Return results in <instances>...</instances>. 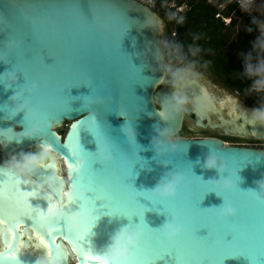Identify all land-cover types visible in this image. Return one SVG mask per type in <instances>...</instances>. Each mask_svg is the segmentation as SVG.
Instances as JSON below:
<instances>
[{"label": "water", "instance_id": "95a60500", "mask_svg": "<svg viewBox=\"0 0 264 264\" xmlns=\"http://www.w3.org/2000/svg\"><path fill=\"white\" fill-rule=\"evenodd\" d=\"M31 3L43 6L40 9L43 14L41 19L46 28L55 30V34L46 36L45 41L39 40L34 45L29 38L26 45H33V54L41 55L45 65H53L55 59L56 65L51 70L39 65L25 66L29 79L25 72L16 68L22 45L15 52L8 51L5 45L14 40L9 35V27L15 19L22 18L26 23L31 22V16L23 7ZM79 3L87 17V26L79 22H68L70 10L66 6ZM115 6H119L120 14L127 24L119 36L115 25H108ZM163 28L162 19L157 13L138 0H0V133H4L0 135V152L4 156L13 155L17 158L43 153L44 164L52 165V170L38 168L32 176L16 175L31 182L38 192L44 193L29 198V203L34 208L39 207L41 212L47 211L51 197L55 208L65 207V211H79V201L69 205L68 194L74 191L71 183L72 166L65 153L51 142V136H56V143L62 147L72 141L75 131L83 150L96 155L97 138L90 131L95 128V122L100 125L102 133L112 146L114 159L107 163L109 171L115 173L126 167L130 168L125 183H130L136 193H145L154 188L166 173L185 172L190 167L193 176L204 182L218 179L215 170L209 171L203 166L210 153L226 162V177L239 178L238 181L234 180L240 191H258V182L264 180V150L226 145L224 141L215 138L178 137L187 122L194 129L218 130L229 137L264 141V125L249 122L251 113L244 109H254L246 107L242 102L240 103L244 109H237L232 115L227 114L228 109L223 112L210 84L192 70H180L182 72L177 79L189 81L181 89H176L171 82H167L168 65L162 42ZM31 55V52H27L24 60H30ZM9 73L16 77L11 88L5 87L9 82ZM33 82L38 84L39 91L35 95H28L27 90ZM202 92H206L210 98V106L206 109L196 110L189 104L171 120L160 116L166 99L183 94L191 101ZM17 95L20 96L19 103L28 101L32 109V101H43L59 113L49 114L51 118L48 120L40 117L47 122L45 131H42L44 125L40 122L39 130L33 135L17 139L12 135L13 132L31 131L37 123L35 120H26L24 112L12 115L16 106L12 97ZM97 100L100 102L90 103ZM65 123H69L68 131L62 136L56 128ZM127 129H131L134 135L129 136ZM163 129L172 130V139L178 144L179 150H170L167 155L159 156L153 148V140ZM45 144L48 146L44 147ZM46 148L51 151L45 152ZM242 156L248 157V160H239ZM60 161L65 168V176L59 173ZM238 162L241 163L240 166ZM234 166L238 167L233 169ZM4 167L6 166L0 164V168ZM101 168L100 163L93 164V170ZM52 172L56 178L49 180L46 187L41 177L50 176ZM32 185L22 184L21 190L31 191ZM189 188L188 183L185 190L181 189L168 202L169 206L179 208L190 204L195 209L199 197L188 191ZM57 189L59 194L54 195ZM79 191L85 193L81 214L67 223L63 215L58 220L59 230L51 237L48 236L46 225L38 224L34 227L27 219L13 227L7 211L0 210V220H3L0 225V264H97L95 259L83 258L85 250L80 244L73 243L75 235L70 238L69 226L75 233L81 230L79 226L91 221V234L86 237L83 247L87 250L90 246L94 254L102 255L110 237L119 227L140 222L136 216L130 222L126 217L102 214L99 219L94 220V213L87 201V196L92 198V194L87 193V184L80 186ZM6 196V192L0 196V204L5 202ZM226 199L237 209L239 218L238 197L228 194ZM137 201L148 209L144 212V222L149 228L160 229L171 219L170 215L165 214L164 204L157 203L153 206L152 200L145 199L143 195L138 196ZM101 203L96 201L98 210ZM222 203V196L210 192L200 201L199 207L218 208ZM254 210L259 222L264 216V203L254 202ZM232 219L234 218H229ZM215 224L222 227L225 221L217 218ZM9 232L15 233L14 239H5ZM197 235L203 238L208 237L209 233L207 229H201ZM36 236H40L44 244L36 240ZM226 240L230 242L232 236H227ZM148 243H151L150 239ZM143 264L176 262L172 256L166 255L157 261L145 260ZM222 264H264V257H256L252 261L245 256L226 257Z\"/></svg>", "mask_w": 264, "mask_h": 264}, {"label": "snow or ice", "instance_id": "6c2138e0", "mask_svg": "<svg viewBox=\"0 0 264 264\" xmlns=\"http://www.w3.org/2000/svg\"><path fill=\"white\" fill-rule=\"evenodd\" d=\"M25 12L31 16V22L26 23L22 18L15 19L9 27V35L22 45L20 56L18 58L16 68L17 70L25 72L27 78L30 79L28 72L25 70L27 65H39L40 67L51 70L56 65H45L41 58V55L33 54V45L39 40H44L48 35H54L55 30L52 28H46L44 21L41 19L43 15L40 9L43 7L38 4H28L23 6ZM70 11L68 12L69 23L79 22L88 25L86 15L82 11L79 4L66 6ZM91 6L89 7L90 10ZM116 27L117 34L119 36L126 27L127 24L124 17L120 14L119 6H115L110 17V23ZM31 38L33 45L27 46L26 41ZM27 52H31V59L24 60V56ZM55 58V57H54ZM34 109L40 114V117H46V120L51 118L49 114H57L55 109L46 105L43 101H32ZM67 110V109H66ZM45 119H40V122L44 125L42 131H45L47 122ZM79 127V126H78ZM97 138V143L101 138L109 141L101 131L100 125L95 122V128L90 130ZM77 133L73 132V139L71 142L63 145L62 147L56 143L57 137L51 136V142L60 151L65 153L68 157V163L72 166V187L73 192L68 194L70 196L69 205L79 201V211L72 212L71 209L65 211V207L62 208L63 215L65 216V223L69 220H74L81 214V210L84 207L83 197L80 195L79 187L87 184L88 193L92 194V198L87 201L94 213V220L99 219V215H108L116 217H126L130 222L133 216L139 218L138 224L129 223L130 227H136L144 232V236L141 239L139 246L135 249L133 256L130 258L134 264H143L145 260H161L166 255L172 256L176 264H222L226 257H239L245 256L250 261L256 257H264V216L257 221L254 202L258 201L251 192H244L237 189L234 193L222 194L217 189H214L211 182H204L199 177H195L192 174L191 167L185 172H182L187 178L190 188L188 191L194 192L198 195L199 199L197 206L194 209L190 204L182 205L179 208L169 206V201L157 202L151 199L146 193H136L132 189L130 183H125V180L129 177L130 168H125L123 171L110 172L107 164L98 159L96 155L85 152L79 143V139L76 138ZM48 145L45 144L44 147ZM128 158L127 156L123 155ZM241 161H247L248 157L242 156L239 158ZM100 163L102 168L99 170H93V164ZM239 163V162H238ZM81 164L83 165L81 167ZM241 163H239V166ZM238 166L232 167L233 169ZM39 169H51L52 165L42 164ZM114 177V178H113ZM55 175L52 174L47 177H41L42 183L47 187L49 180L55 179ZM238 181V177H231ZM32 185L31 182L22 179L16 175L0 174V196L7 193L6 200L3 204H0V210H6L11 217L13 227L20 224L25 219L30 220L35 227L39 225L47 226L48 236L51 237L54 232L58 231L57 227L59 221L52 218L49 213L55 208L51 203V197L48 200L47 211H39V207H33L29 203V198L44 194L38 192L34 185L31 191H22L21 185ZM184 189V188H182ZM185 190V189H184ZM216 192L217 195H223L226 202H230L226 199V195L231 194L237 196L239 199L240 216L234 217L232 220H224L225 224L222 227H217L215 220L217 217V209L209 208L202 209L199 207V203L203 200L207 193ZM59 194V189L54 195ZM143 195L145 199L152 200L153 206L157 203L164 204L165 214L170 215L171 219L168 221L173 224H178L182 228L181 235L176 239H167L160 229H152L144 222V212L148 209L139 204L137 197ZM96 201H101L100 210L96 208ZM231 203V202H230ZM232 204V203H231ZM233 205V204H232ZM234 207V206H233ZM106 210V211H102ZM3 224V220H0V225ZM93 223L89 221L80 227V231L73 233L71 226L68 228V234L70 238L75 235L73 240L74 244H80L85 250L83 258L85 260L95 259L97 264H102V256L96 255L92 252L91 247L86 250L83 247L86 237L91 234V228ZM201 229L208 230V237H200L197 233ZM87 233V235H85ZM231 235L232 240L229 242L226 237ZM15 238L14 232H9L5 235V239ZM151 243H148V240ZM41 244L44 241L40 236H36ZM47 247V245H45ZM7 250V249H6ZM15 258V257H13Z\"/></svg>", "mask_w": 264, "mask_h": 264}, {"label": "clouds", "instance_id": "9594fccd", "mask_svg": "<svg viewBox=\"0 0 264 264\" xmlns=\"http://www.w3.org/2000/svg\"><path fill=\"white\" fill-rule=\"evenodd\" d=\"M262 37H264V26H262ZM5 47L10 52L18 51L21 48V44L16 40H10L6 43ZM259 49L258 59L253 62V58L249 56L245 65V74L253 80L251 91L260 92L264 91V56L260 53H264V38L258 39L254 45V50ZM182 71H169L171 83L176 89H181L183 86L189 83L188 80H178V74ZM8 83L5 87L11 88L15 83L16 77L14 74L9 73L7 76ZM39 91V86L36 83H32L27 90L28 95H35ZM13 102L15 103V109L12 115H16L19 112L25 113L26 120H35L37 123L31 131H19L13 132L17 139L31 136L40 128V114L30 107L28 101L19 103L20 96H13ZM100 101H94L90 103H99ZM191 104L196 110L206 109L210 106V98L206 92H202L201 95L194 100H189L187 96L180 94L174 95L171 99H166L162 105V111L160 116L163 119L171 120L180 112H182L187 105ZM92 119H95L90 115ZM250 123H258L264 125V105L259 106L253 110L248 119ZM127 134L133 136L134 132L131 129H127ZM4 135V133H0ZM178 144L172 139V130L163 129L158 133L157 138L153 140V148L157 155H167L169 151H178ZM50 148H46L45 152H50ZM96 156L104 163H111L114 159L113 150L111 144L105 139L101 138L97 143ZM44 164V154L40 155H23L19 158L13 157L6 167L0 168V174L11 175H25L32 176L36 173V170L40 165ZM83 165L81 164V167ZM209 171L215 170L218 175V179H212L211 185L214 189H217L220 193H234L237 191V184L231 177H226L224 174L228 172V166L226 162L216 154L210 153L203 165ZM188 185V178L180 171H174L166 173L160 178L154 188L146 190L145 193L151 197L152 200L157 202L169 201L174 199L179 191ZM258 201H264V180L258 182V191L249 190ZM88 193V192H87ZM86 193V195H87ZM80 195L85 196L84 192H80ZM223 197V195H220ZM62 208H54L51 212L52 218L60 220L63 216ZM217 209V217L220 220H228L237 216V209L233 207L230 202H226L223 197V203ZM160 230L167 239H176L182 233V228L178 224L170 222L164 223ZM144 236V232L136 227H130L129 225L119 227L110 237L109 243L101 255L103 260L102 264H134L130 259L133 256L135 249L139 246L141 239Z\"/></svg>", "mask_w": 264, "mask_h": 264}, {"label": "trees", "instance_id": "16d2710c", "mask_svg": "<svg viewBox=\"0 0 264 264\" xmlns=\"http://www.w3.org/2000/svg\"><path fill=\"white\" fill-rule=\"evenodd\" d=\"M171 1L174 0H159L160 9ZM227 2L187 0L188 11L170 24L166 52L168 58L195 66L226 87L248 95L253 80L245 74V65L249 56L253 62L259 58V49L254 50V45L263 38L259 20L264 23V0L255 4L253 14H244L236 4ZM222 5L225 7L220 8ZM219 14L231 19L228 26L221 18H216ZM172 30L176 31L174 37Z\"/></svg>", "mask_w": 264, "mask_h": 264}, {"label": "rangeland", "instance_id": "374dc122", "mask_svg": "<svg viewBox=\"0 0 264 264\" xmlns=\"http://www.w3.org/2000/svg\"><path fill=\"white\" fill-rule=\"evenodd\" d=\"M256 6V5H255ZM255 6L253 7V9L255 8ZM157 15L162 19L163 22V35H162V42H163V46L166 49V45H167V41L169 38V31L168 29L171 27V22H172V17L171 15L167 14L164 10L158 9L156 11ZM175 30H172V34L171 36H173V34L175 33ZM167 65H168V69L169 71H176L177 68L179 67H185L188 68L189 70H193L199 74H202V76H204V78L206 79L207 83H209L211 85V87H213V89L216 91V93H219L221 95H225V96H230L233 99L239 100L240 102H242L246 107L252 108V109H257L259 106L264 105V94L262 92H252L251 90H249L248 95H241L240 93L236 92L235 90H232L228 87H226L222 82H220L219 80H217L216 78L209 76L205 73H203L202 71H200L199 69H197L195 66H192L188 63H185L181 60L175 59V58H167ZM167 82H171V78L170 75L168 77V79L166 80ZM251 89V88H250ZM68 125L69 123H65L61 128L58 129V132L62 134V136L65 135L67 129H68ZM226 145H249L252 148H256V149H260V150H264V142H258L257 141H252V143H244V142H238L235 140H227L225 141Z\"/></svg>", "mask_w": 264, "mask_h": 264}, {"label": "built area", "instance_id": "2783aa9c", "mask_svg": "<svg viewBox=\"0 0 264 264\" xmlns=\"http://www.w3.org/2000/svg\"><path fill=\"white\" fill-rule=\"evenodd\" d=\"M139 2L149 6L152 8L155 12L160 9L159 7V0H138ZM208 3H211L213 0H206ZM257 2V0H228V4H236L238 8L242 11L244 14H253V4ZM225 5L220 6V8H224ZM189 5L187 3V0H174L167 4V6L164 10L167 14L171 15L172 21L177 20L179 18H182V16L188 11ZM216 18H221L222 21L226 26H228L231 22V19H225L220 14L216 16ZM262 26H264V23L259 20V30L262 32ZM175 36V34H173ZM264 38V37H263Z\"/></svg>", "mask_w": 264, "mask_h": 264}, {"label": "flooded vegetation", "instance_id": "af4514ba", "mask_svg": "<svg viewBox=\"0 0 264 264\" xmlns=\"http://www.w3.org/2000/svg\"><path fill=\"white\" fill-rule=\"evenodd\" d=\"M165 53H166V57L168 58L167 56V52H166V49H165ZM169 59V58H168ZM185 67H179L176 69V71H180L181 69H183ZM186 70H189L188 68H185ZM191 71V70H190ZM193 71V70H192ZM195 72V71H194ZM197 73V72H196ZM199 74V73H198ZM202 76V74H199ZM169 77V69H168V72H167V77H166V80L168 79ZM202 78L206 81V79L204 78V76H202ZM207 82V81H206ZM211 86V85H210ZM212 90H213V93H215V97L217 99L221 98L222 97H227L225 95H221L219 93H216V91L213 89V87H211ZM253 92V91H252ZM178 137H183V138H215V139H219V140H222V141H227V140H235V141H238V142H244V143H252L253 140H247V139H242V138H237V137H229V136H226L224 135L221 131H218V130H210V129H194L189 123H185V125L183 126L181 132L178 134ZM258 142H261L263 143L264 141L261 140V141H257ZM237 146H246V147H251L249 145H237ZM13 157L12 156H4L1 152H0V164L3 165V166H7L8 162L12 159Z\"/></svg>", "mask_w": 264, "mask_h": 264}, {"label": "bare ground", "instance_id": "6f19581e", "mask_svg": "<svg viewBox=\"0 0 264 264\" xmlns=\"http://www.w3.org/2000/svg\"><path fill=\"white\" fill-rule=\"evenodd\" d=\"M215 99H216V101H217V104H219V107L223 110V112H226L227 110L226 109H228V113L227 114H230V115H232L233 114V112H235L237 109H240V108H242V104L240 103V101L239 100H236V99H233L232 97H222L221 96V98H219V99H217L216 97H215ZM242 109H244V108H242ZM245 111H248V112H250V113H252V111L253 110H248L247 108L246 109H244ZM62 126H60V127H58V128H56V130L58 131V129L59 128H61ZM68 131V130H67ZM67 131H66V133H67ZM66 133H65V135H66ZM12 157H13V155H12ZM59 167V173L62 175V176H65V168L63 167V165H62V162L60 161V163H59V165H58Z\"/></svg>", "mask_w": 264, "mask_h": 264}, {"label": "crops", "instance_id": "0c3cea01", "mask_svg": "<svg viewBox=\"0 0 264 264\" xmlns=\"http://www.w3.org/2000/svg\"><path fill=\"white\" fill-rule=\"evenodd\" d=\"M258 1H260V0H257V2H258ZM257 2H255V3L253 4V7L255 6V4H256Z\"/></svg>", "mask_w": 264, "mask_h": 264}]
</instances>
